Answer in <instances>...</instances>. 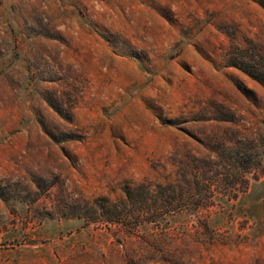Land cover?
<instances>
[{
    "label": "rangeland",
    "instance_id": "rangeland-1",
    "mask_svg": "<svg viewBox=\"0 0 264 264\" xmlns=\"http://www.w3.org/2000/svg\"><path fill=\"white\" fill-rule=\"evenodd\" d=\"M0 264H264V0H0Z\"/></svg>",
    "mask_w": 264,
    "mask_h": 264
}]
</instances>
